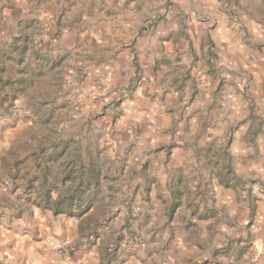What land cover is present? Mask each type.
I'll return each instance as SVG.
<instances>
[{
  "label": "rangeland",
  "instance_id": "1",
  "mask_svg": "<svg viewBox=\"0 0 264 264\" xmlns=\"http://www.w3.org/2000/svg\"><path fill=\"white\" fill-rule=\"evenodd\" d=\"M214 8L0 0V264H264V0Z\"/></svg>",
  "mask_w": 264,
  "mask_h": 264
},
{
  "label": "crops",
  "instance_id": "2",
  "mask_svg": "<svg viewBox=\"0 0 264 264\" xmlns=\"http://www.w3.org/2000/svg\"><path fill=\"white\" fill-rule=\"evenodd\" d=\"M163 1H167V0H163ZM194 1H196L197 3H200V4L202 3L203 5H206L208 7H211L212 18H213L214 23L216 24V35H215L216 38H214V41H216L217 45H221V44L226 45L228 42L225 41V37L221 33V28H220V27H222L223 19L217 12L215 13V10H214L215 9L214 6L216 7V4L219 3V0H194ZM149 3L150 2L148 1L146 9L144 10L145 14L146 13L148 14L151 11ZM220 21H221V24L219 25ZM219 29H220V32H219ZM227 32H228V30H227ZM146 40H148V38Z\"/></svg>",
  "mask_w": 264,
  "mask_h": 264
},
{
  "label": "trees",
  "instance_id": "3",
  "mask_svg": "<svg viewBox=\"0 0 264 264\" xmlns=\"http://www.w3.org/2000/svg\"><path fill=\"white\" fill-rule=\"evenodd\" d=\"M0 82L3 83V85L0 86V97H1V93L6 90L7 83H4L2 79H0ZM8 98H9L8 94H5L4 97L1 98L0 104L3 105Z\"/></svg>",
  "mask_w": 264,
  "mask_h": 264
}]
</instances>
